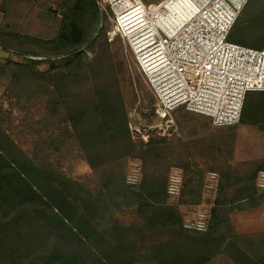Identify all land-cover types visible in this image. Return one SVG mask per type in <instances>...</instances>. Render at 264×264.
<instances>
[{
  "label": "trees",
  "instance_id": "16d2710c",
  "mask_svg": "<svg viewBox=\"0 0 264 264\" xmlns=\"http://www.w3.org/2000/svg\"><path fill=\"white\" fill-rule=\"evenodd\" d=\"M60 7L53 39L21 37L34 51L20 52L23 62L4 60L10 97L28 118L37 114L29 154L7 125L15 107L5 113L0 106V264H209L220 256L264 264V232L242 237L231 226L234 211L264 200V161L231 165L235 126L215 136L135 142L99 1L64 0ZM3 39L0 33V45L10 48ZM229 41L264 48V0H249ZM242 125L264 133V92L247 94ZM67 146L94 180L65 173L57 152ZM136 159L141 170L133 185L128 162ZM172 168L182 172L177 197L167 193ZM210 174L217 175L212 189ZM205 193H216L211 207ZM204 211L205 232L185 228Z\"/></svg>",
  "mask_w": 264,
  "mask_h": 264
},
{
  "label": "built area",
  "instance_id": "2783aa9c",
  "mask_svg": "<svg viewBox=\"0 0 264 264\" xmlns=\"http://www.w3.org/2000/svg\"><path fill=\"white\" fill-rule=\"evenodd\" d=\"M101 1L114 15L110 35L128 41L137 69L154 94L158 117L165 120L160 129L174 126L166 116L179 108L209 118L216 128L236 126L247 94L264 92V48L229 41L249 0H190L192 7L176 23L168 18L177 0H160L153 8L143 0ZM132 11L139 12L132 18L139 16L142 24L134 37L127 30L134 22L127 18ZM133 171L128 183L134 185L139 175ZM216 181L217 175L210 174L208 188ZM182 182L181 170H173L168 195L179 196ZM258 186L264 190V173ZM207 219L208 212H200L185 228L205 232Z\"/></svg>",
  "mask_w": 264,
  "mask_h": 264
},
{
  "label": "rangeland",
  "instance_id": "374dc122",
  "mask_svg": "<svg viewBox=\"0 0 264 264\" xmlns=\"http://www.w3.org/2000/svg\"><path fill=\"white\" fill-rule=\"evenodd\" d=\"M64 0H0V33L4 36L3 42L10 48H3L0 45V106L5 113L15 108L14 116L11 121H7L8 127L18 142L19 146L27 153L34 151V138L32 135L36 130L34 121H36V112L31 111L30 118L25 110L17 108V101L10 97L9 73L11 70L5 67L4 60L12 62H23V56L20 52L34 51L22 38L31 37L40 40H51L58 32L60 20L58 13L60 5ZM99 1L100 11L106 18H103L107 28L106 38L110 44L111 58L116 70L119 89L125 103L127 116L129 120V129L135 142L147 143L150 138H180L182 140L190 138L208 137L211 133L214 136L217 132L225 134L227 129H218L213 126L211 120L207 117L186 111L179 108L166 118L174 122V126L169 129H160L164 126L165 120L158 117L157 102L154 94L146 82L145 78L139 73L135 58L130 50L128 41L119 37H113L110 34L113 30L114 15L110 10H104V4ZM146 5L153 8L159 1L143 0ZM56 11L58 13H56ZM102 22V23H103ZM18 36V37H17ZM3 44V43H2ZM6 54V57L4 54ZM88 60L94 58L90 51L87 53ZM12 99V102L9 100ZM56 124V123H54ZM239 125V124H238ZM56 130V126L52 127ZM232 130L235 133L234 149L231 154V165L238 166L244 164L243 168L249 167L253 163L264 161V133L251 127L235 126ZM170 133V134H169ZM213 135V134H212ZM58 151V150H57ZM55 157V156H54ZM57 162L62 166L65 173L76 180H94L92 171L84 162L82 155L72 146L57 152ZM177 168H172L171 172ZM139 172V160L128 162V176ZM260 179V176H259ZM208 180V179H207ZM259 184V180H258ZM216 198L215 194H204L203 200L212 205ZM177 198H172L171 203L176 204ZM202 204L200 208L207 207ZM181 212L186 213L187 208L180 207ZM231 223L233 231L237 235H254L264 232V200L257 207H243L239 211L231 214ZM209 264H235L225 256L214 259Z\"/></svg>",
  "mask_w": 264,
  "mask_h": 264
},
{
  "label": "bare ground",
  "instance_id": "6f19581e",
  "mask_svg": "<svg viewBox=\"0 0 264 264\" xmlns=\"http://www.w3.org/2000/svg\"><path fill=\"white\" fill-rule=\"evenodd\" d=\"M192 7L190 0H177L175 1L172 6H171V10H172V14L171 16L168 18L169 21L171 22H179L178 18H181L182 16H184V13L187 12V9ZM134 11V10H133ZM131 12V14L128 15V19H130L129 21H134L133 23H131L130 25L127 26V30H129V32H131L132 37H134L133 34L137 33L140 29L142 24L139 23V16H136L134 18H132L133 16L139 14V12ZM127 24V23H126Z\"/></svg>",
  "mask_w": 264,
  "mask_h": 264
},
{
  "label": "water",
  "instance_id": "95a60500",
  "mask_svg": "<svg viewBox=\"0 0 264 264\" xmlns=\"http://www.w3.org/2000/svg\"><path fill=\"white\" fill-rule=\"evenodd\" d=\"M3 54H4V53H3ZM4 55H5V57H6V54H4ZM170 123H171L172 125H174V122H173V121H171Z\"/></svg>",
  "mask_w": 264,
  "mask_h": 264
}]
</instances>
